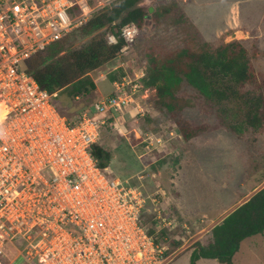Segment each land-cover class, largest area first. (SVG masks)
I'll list each match as a JSON object with an SVG mask.
<instances>
[{"label":"built area","instance_id":"built-area-1","mask_svg":"<svg viewBox=\"0 0 264 264\" xmlns=\"http://www.w3.org/2000/svg\"><path fill=\"white\" fill-rule=\"evenodd\" d=\"M113 1L0 0V264L8 253V264H169L196 242L169 211L165 191L156 186L146 192L141 184L111 177L92 155L110 119L123 128L129 116L141 113L139 93L145 101L154 92L143 85V74L113 81L114 91L93 111L69 120L53 104L55 94L26 71L28 59ZM138 34L134 24L121 29V52ZM106 41L117 39L109 33ZM132 133L157 151L174 136ZM179 230L186 240L175 236Z\"/></svg>","mask_w":264,"mask_h":264},{"label":"rangeland","instance_id":"rangeland-1","mask_svg":"<svg viewBox=\"0 0 264 264\" xmlns=\"http://www.w3.org/2000/svg\"><path fill=\"white\" fill-rule=\"evenodd\" d=\"M87 1L96 6L111 0ZM146 3L151 11L175 5L189 22H185L186 18L184 24L173 22L172 26H167L165 21L148 22L129 49L89 73L95 82L96 92L74 100L75 110L67 115L78 116V111L85 109L93 111L95 102L114 91L111 77H116L115 80L123 76L134 79L135 75L143 74L144 78L147 58L158 45H172L186 40L188 35L197 41L194 47L200 46L202 41H240L249 51L248 56L258 78L264 81V0H147ZM107 34L109 32L104 38ZM89 38L63 39V49L78 48L87 44ZM146 89L149 90L148 87ZM188 89L183 87L178 93L181 101L188 99L185 107L179 110V116L184 124L188 122L193 126L206 127V132L201 135L186 141L177 131L175 122L155 108L153 102L142 100V93H139V104L143 106L141 113L129 116V120L122 124L123 128L115 120L106 123L100 129L96 143L111 152L108 169L111 177L128 179L133 185L141 184L146 192L159 186L167 193L164 201L169 211L190 227L187 237L203 229V237L197 243L206 245L211 238V232L206 230L216 222L218 224L223 215L246 202L254 194L256 189L252 188L255 184L263 180L258 188L264 183V134H254L249 130L240 136L230 135L222 126L218 113L206 107L195 90ZM154 93H148V96ZM118 118L120 115H115L114 119ZM132 129L143 134L162 132L168 135L172 131L174 136L157 151L147 149L144 143L135 139ZM142 137L145 138L144 135ZM182 235L175 236L186 240L184 230ZM196 244L185 249L170 264H189ZM12 258L13 253H8V257L2 260L3 264H8ZM232 263L264 264V232L242 241ZM12 264L25 263L18 259ZM196 264L220 263L201 259Z\"/></svg>","mask_w":264,"mask_h":264},{"label":"trees","instance_id":"trees-1","mask_svg":"<svg viewBox=\"0 0 264 264\" xmlns=\"http://www.w3.org/2000/svg\"><path fill=\"white\" fill-rule=\"evenodd\" d=\"M146 1L114 0L86 25L26 61V71L38 86L51 95L55 94L52 102L62 116L74 119L77 115H67L75 110L72 102L95 91V83L89 73L120 54L125 45L120 37L124 26L134 24L140 31L152 20L165 21L167 26H172L173 22L184 24L186 17L180 14L175 5L151 11ZM106 32L116 37L115 44L107 43L104 38ZM73 37L90 38L87 44L78 48L63 49V39L69 41ZM194 42H197L195 38L188 35L186 40L172 45L162 43L147 58L146 76L142 83L155 92L148 101L175 122L177 131L186 141L206 132V127L193 126L188 122L184 124L185 121L179 116L188 103V99L181 101L178 98L183 87L195 90L204 105L218 113L222 126L227 128L230 135L240 136L249 130L254 134H264V81L258 78L248 49L236 40L225 42L221 39L217 43L199 41L201 44L198 47H194ZM115 78L111 77V81ZM109 122L113 121L110 119ZM92 155L101 169L110 167V150L95 143ZM263 232L264 187L215 225L206 245L195 242L197 244L190 254L189 264H196L201 259L233 264L232 259L242 241ZM179 234L182 235V230ZM183 241H172L171 250Z\"/></svg>","mask_w":264,"mask_h":264},{"label":"crops","instance_id":"crops-1","mask_svg":"<svg viewBox=\"0 0 264 264\" xmlns=\"http://www.w3.org/2000/svg\"><path fill=\"white\" fill-rule=\"evenodd\" d=\"M95 83V82H94ZM95 92H96V89H95ZM148 101V100H147ZM146 101V102H147ZM109 169V168H108ZM264 179V178H263ZM263 180H261L260 182H258L257 184H255V186H253V188H252V190H255L254 191V193L255 192H257L258 190H260L261 188H263L264 187V183L260 186V187H258L257 188V186L262 182ZM164 191V190H163ZM166 193V192H165ZM167 194V193H166ZM241 205V204H240ZM240 205H238V206H240ZM237 206V207H238ZM237 207H235V208H237ZM234 208V209H235ZM234 209H232L231 211H233ZM231 211H230V213H231ZM175 217H177L178 218V220L181 222V223H187V222H185V221H183L179 216H177V214H175V213H173V212H171ZM229 213H226L225 215H223L222 217H221V219H220V222L228 215ZM220 222H218V224L220 223ZM217 223V222H216ZM215 223V224H216ZM215 224L214 225H211L210 226V228L208 229V230H206L207 232H211V229L215 226ZM217 225V224H216ZM195 229L197 230V226H196V224H195ZM202 231H203V229H201L199 232L198 231H196V233H195V241L197 242L200 238H202L203 237V234H201L202 233ZM174 261V260H173ZM172 261V262H173ZM171 262V263H172ZM170 264V263H169Z\"/></svg>","mask_w":264,"mask_h":264},{"label":"clouds","instance_id":"clouds-1","mask_svg":"<svg viewBox=\"0 0 264 264\" xmlns=\"http://www.w3.org/2000/svg\"><path fill=\"white\" fill-rule=\"evenodd\" d=\"M134 137V136H133Z\"/></svg>","mask_w":264,"mask_h":264},{"label":"water","instance_id":"water-1","mask_svg":"<svg viewBox=\"0 0 264 264\" xmlns=\"http://www.w3.org/2000/svg\"><path fill=\"white\" fill-rule=\"evenodd\" d=\"M232 212V211H231Z\"/></svg>","mask_w":264,"mask_h":264}]
</instances>
